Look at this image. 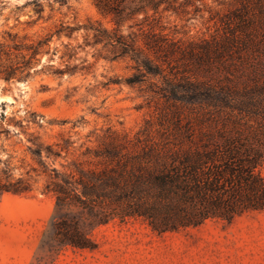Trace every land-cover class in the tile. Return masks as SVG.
<instances>
[{
  "label": "rangeland",
  "instance_id": "obj_1",
  "mask_svg": "<svg viewBox=\"0 0 264 264\" xmlns=\"http://www.w3.org/2000/svg\"><path fill=\"white\" fill-rule=\"evenodd\" d=\"M246 6L259 18L242 33L230 18ZM176 7L150 10L148 18L138 13L119 33L140 38L145 30L187 51L214 39L247 36L254 41L247 49L236 41L220 62L264 72L263 1L179 0ZM62 28L69 29L59 35ZM91 28L111 33L118 28L95 0H0V71L29 63L10 82L0 76V184L29 185L22 193L0 191V264H264V211L163 234L143 219L115 220L92 232L94 249H59L49 232L56 198L46 190L45 171L93 161L85 153L102 147L110 132L134 137L150 122L155 134L161 123L167 126L163 115L172 112L152 91V77L136 85L125 82L137 73L135 63L117 57ZM46 38L53 39L32 58L27 47ZM186 61L194 63L188 56ZM178 107L182 118L193 122L199 115L210 117L200 104ZM37 144L63 149V158L41 162L32 153ZM258 172L264 177V165Z\"/></svg>",
  "mask_w": 264,
  "mask_h": 264
},
{
  "label": "trees",
  "instance_id": "obj_2",
  "mask_svg": "<svg viewBox=\"0 0 264 264\" xmlns=\"http://www.w3.org/2000/svg\"><path fill=\"white\" fill-rule=\"evenodd\" d=\"M178 1L95 0L118 25L112 33L91 28L96 40L135 63L137 73L125 79L127 84L155 79L152 91L172 112L163 115L167 126L161 123L162 130L155 134L150 122L134 137L110 132L102 147L85 153L93 161L45 171L50 179L46 190L56 198L49 232L59 249H94L92 232L115 220L143 219L163 234L198 228L208 220L231 223L246 213L264 211V177L258 172L264 165V72L220 62L224 54L233 53L236 41L247 49L252 38L214 39L199 51H187L174 40L145 30L140 38L119 33L120 25L138 13L148 18L150 10H176ZM231 16L235 30L242 33L256 26L259 18L247 6ZM51 39L27 47L32 58ZM187 56L194 63L187 62ZM28 65L8 66L0 76L10 82ZM29 76L28 72L22 78ZM179 103L200 104L210 117L184 119ZM63 151L37 144L32 153L42 162L44 157L63 158ZM28 189L22 181L0 184L1 192Z\"/></svg>",
  "mask_w": 264,
  "mask_h": 264
}]
</instances>
